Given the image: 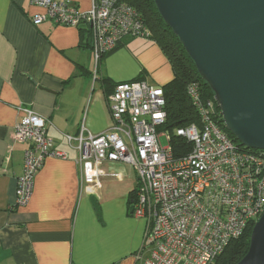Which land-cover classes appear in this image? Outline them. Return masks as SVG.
I'll return each mask as SVG.
<instances>
[{
	"label": "crops",
	"instance_id": "0c3cea01",
	"mask_svg": "<svg viewBox=\"0 0 264 264\" xmlns=\"http://www.w3.org/2000/svg\"><path fill=\"white\" fill-rule=\"evenodd\" d=\"M69 1L81 12L92 9L93 0ZM43 12L29 0H0V264H144L147 221L132 213L135 170L104 162L108 176L96 195L82 193L78 153L66 138L82 129L97 136L111 124L113 87L94 80L91 27L35 25L31 18ZM100 69L111 85L143 80L163 88L174 79L159 46L141 39H124ZM22 108L48 121V137L67 158H48L30 202L18 207L27 145L13 136Z\"/></svg>",
	"mask_w": 264,
	"mask_h": 264
},
{
	"label": "built area",
	"instance_id": "2783aa9c",
	"mask_svg": "<svg viewBox=\"0 0 264 264\" xmlns=\"http://www.w3.org/2000/svg\"><path fill=\"white\" fill-rule=\"evenodd\" d=\"M29 1L44 11L31 18L35 25H91L95 81L103 56L124 38L149 41L137 12L119 0H93L86 13L69 0ZM187 94L199 124L171 132L162 130L167 120L163 88L144 81L117 84L106 98L109 128L97 136L84 129L76 137L66 136L78 153L82 193L96 195L108 176L101 170L104 162H123L135 170L132 213L147 221L145 248L150 255L144 264H213L264 212V151L242 148L228 137L219 126L215 100H204L199 84H190ZM21 110L24 116L13 140L27 145L16 190V205L25 207L45 161L67 155L55 149L45 118ZM174 136L191 144L188 154H174ZM163 137L168 146L162 145Z\"/></svg>",
	"mask_w": 264,
	"mask_h": 264
},
{
	"label": "water",
	"instance_id": "95a60500",
	"mask_svg": "<svg viewBox=\"0 0 264 264\" xmlns=\"http://www.w3.org/2000/svg\"><path fill=\"white\" fill-rule=\"evenodd\" d=\"M214 95L225 129L264 151V0H154ZM238 264H264V212Z\"/></svg>",
	"mask_w": 264,
	"mask_h": 264
},
{
	"label": "trees",
	"instance_id": "16d2710c",
	"mask_svg": "<svg viewBox=\"0 0 264 264\" xmlns=\"http://www.w3.org/2000/svg\"><path fill=\"white\" fill-rule=\"evenodd\" d=\"M119 4L126 5L127 7H130L135 12H137L141 21L147 28V32L149 34V42H153L159 46L173 68L174 79L165 87H163L166 99L165 111L167 114V120L162 130L174 132V130L178 128H185L194 124H199L200 119L198 111L193 106L187 94L188 86L193 83L199 84L202 90V98L204 100H214V95L198 75L194 63L187 56L179 39L173 34L172 30L163 21L156 8L154 0H119ZM81 25H87L91 27L88 22H81V24L77 26V28H80ZM91 33V49H93L94 34L92 27ZM85 34L86 32H83L81 30V41L85 42L87 45V37L85 36ZM123 40L121 41V43H119L114 51H116L122 45ZM114 51H112L111 53H113ZM109 54L103 56L99 64L98 77L96 81H101L104 85L103 87H106L108 85L107 89L113 87L111 91L112 93L116 85H111L110 83H108L109 81L99 77V70H101L100 68L102 66V62L104 58ZM140 81L143 80H136L134 82ZM217 111L219 114H221L218 105ZM218 120L219 126L228 135V137L234 143L243 148V146L240 145L229 132H227L221 116H218ZM172 145L173 152L176 156L186 155L191 150V144L188 143L185 139L177 136L173 137ZM133 196L134 192L132 193V201ZM255 223L256 220H253L240 238L230 242V244L224 250L223 254L219 256L213 264H238L245 257L249 250L251 233L255 226Z\"/></svg>",
	"mask_w": 264,
	"mask_h": 264
},
{
	"label": "rangeland",
	"instance_id": "374dc122",
	"mask_svg": "<svg viewBox=\"0 0 264 264\" xmlns=\"http://www.w3.org/2000/svg\"><path fill=\"white\" fill-rule=\"evenodd\" d=\"M161 142H162V145L165 147V146H168V141L166 140L165 137L161 138Z\"/></svg>",
	"mask_w": 264,
	"mask_h": 264
}]
</instances>
